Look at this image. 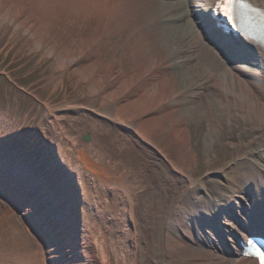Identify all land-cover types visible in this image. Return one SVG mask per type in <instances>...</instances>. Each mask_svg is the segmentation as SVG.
<instances>
[{"label": "bare ground", "instance_id": "1", "mask_svg": "<svg viewBox=\"0 0 264 264\" xmlns=\"http://www.w3.org/2000/svg\"><path fill=\"white\" fill-rule=\"evenodd\" d=\"M221 1L93 0L107 8L106 27L132 18L131 34L145 42L150 58L143 67L126 72L123 47L97 81L107 108H130V140L152 145L172 173L150 171L148 179L176 190L169 195L153 186L149 193L117 152L97 145L91 132L80 140L64 115L48 107L37 135L45 153L29 142L0 150V198L26 224L12 238L30 245L0 264H259L243 244L264 237V46L240 42L225 29L214 12ZM32 2L0 0V25L37 50L47 45L49 54L58 53ZM248 2L264 10V0ZM247 14L264 23V11ZM87 50L95 58L100 53L76 46L73 57ZM136 143L135 154L146 156ZM216 146L230 158L220 168L225 179L211 182L210 192L184 170L213 157Z\"/></svg>", "mask_w": 264, "mask_h": 264}, {"label": "rangeland", "instance_id": "2", "mask_svg": "<svg viewBox=\"0 0 264 264\" xmlns=\"http://www.w3.org/2000/svg\"><path fill=\"white\" fill-rule=\"evenodd\" d=\"M31 11L44 21L42 27L49 34L52 43H56L59 51L49 54L46 51L47 45L44 49L37 50V46L32 42H25L23 36L14 35L12 29L7 28L5 24L0 25V150L20 147L29 142L37 153H45L42 150L45 145L37 135L41 122L44 119L48 121L50 117V107L59 116L64 115L65 123L72 125V132L80 140L82 132H91L95 142L97 140V145L117 152L119 160L127 161L131 168L135 169L138 173L136 176L143 180L149 193H153L154 186L162 189L164 193L167 190L170 195L176 190V186L148 179L150 171L153 176L158 171L172 174L164 170L161 154L157 156L156 152L155 156L153 146L148 142L139 146L135 140H130L129 128L135 127L133 121L127 117L130 108L124 107L122 111L107 108L109 105L101 87L102 82L99 84L97 81L105 66L114 57L121 55L123 47L127 50L124 64L128 73L143 67L150 58L143 38L137 39L131 34L132 28L136 29V26L133 27V19H123L126 22L124 24L117 20L116 25L106 27L107 8L106 12L96 7L93 0H33ZM115 16L117 17L116 14ZM108 28L112 31L106 40ZM94 43L100 52L96 58L92 50L85 51L78 58L73 57L76 46L94 49ZM197 124L199 126L200 123ZM109 126L114 132L105 133L101 129ZM45 132L48 140L54 139L56 142H52L59 149L61 145L55 132L48 128ZM109 141L113 143L106 148ZM135 143L138 149H143L146 156H143L141 151L138 155L135 154L137 148H131ZM163 153L166 154V150H163ZM229 158L230 153L216 146L213 157H200L197 164L191 165V168L185 169L184 172L193 178H202L206 182V189L211 192L215 188L213 182L225 179L220 168ZM155 160L160 164V168L152 166L156 163ZM147 161L152 167L145 165ZM4 164L9 166L10 162L7 160ZM180 189L182 187H178L177 191ZM25 225L20 213L0 198V258L26 252L30 245L19 246L16 238H12V231L24 228Z\"/></svg>", "mask_w": 264, "mask_h": 264}, {"label": "snow or ice", "instance_id": "3", "mask_svg": "<svg viewBox=\"0 0 264 264\" xmlns=\"http://www.w3.org/2000/svg\"><path fill=\"white\" fill-rule=\"evenodd\" d=\"M231 0H224V4H225V11L227 8V3H230ZM257 254L260 256V259L262 261V264H264V252H260L259 249L257 250Z\"/></svg>", "mask_w": 264, "mask_h": 264}]
</instances>
